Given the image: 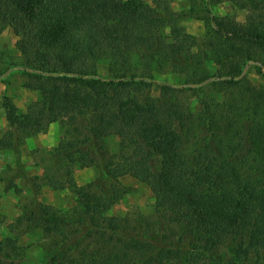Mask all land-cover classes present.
<instances>
[{
  "label": "trees",
  "instance_id": "16d2710c",
  "mask_svg": "<svg viewBox=\"0 0 264 264\" xmlns=\"http://www.w3.org/2000/svg\"><path fill=\"white\" fill-rule=\"evenodd\" d=\"M173 1L0 0V35L13 29L22 58L7 56L0 81L17 67L38 94L25 111L4 97L14 143L1 144L18 153L60 122L48 151L59 165L29 180L35 194L42 179L78 196L71 210L34 201L18 218L51 239L49 264H264V82L248 76L264 79V0H230L245 23L216 14L225 0L181 11ZM189 18L204 22L202 35L187 31ZM166 74L176 80L157 79ZM84 168L96 175L78 184ZM127 174L154 191V217L109 213ZM23 249L0 241V264Z\"/></svg>",
  "mask_w": 264,
  "mask_h": 264
},
{
  "label": "rangeland",
  "instance_id": "374dc122",
  "mask_svg": "<svg viewBox=\"0 0 264 264\" xmlns=\"http://www.w3.org/2000/svg\"><path fill=\"white\" fill-rule=\"evenodd\" d=\"M215 12L219 15L217 11ZM17 39L18 37L10 26H7L0 35V53L3 54H0V66H7L6 64L10 63L6 59L7 56L14 63L21 64V54L16 47ZM99 73L103 76L108 74V67L105 62L99 64ZM248 76L257 83L264 82V79L257 75L253 69L248 72ZM157 79L176 80L174 75L168 74L159 75ZM24 81L25 76L17 67L13 68L0 81V109L3 107L5 96L11 97L17 106L20 104L19 107L23 111L26 110L27 105L32 100L37 98L38 94L36 91L23 87ZM151 93L153 96H159L160 85H154ZM191 105L194 111H200L203 107L198 97L191 98ZM4 114L5 112H0V119ZM56 127V129L59 128L61 131L60 122L56 123ZM49 150L51 149L38 147L31 150V155L27 154L26 157L23 153L11 151L10 155L7 156L6 163L0 162V241L7 237H17L18 245L24 248L21 256L10 258L2 254L1 261L4 264H11L13 261L18 264L50 263L43 245L46 246L51 239L44 234L42 229L37 228L34 223L24 222L18 224V218L29 213L26 209H30L34 201H40L62 211L71 210L77 205L78 196L72 189L54 190L51 186L44 184L42 179L36 180L41 187L40 193L37 195L33 192L34 189L29 179L36 176L43 178L47 167L54 164L59 165L54 158H51L48 153ZM157 159L160 166L161 157ZM73 173L78 184H85L96 175V171L93 168L76 169ZM10 181L22 188L23 192L16 193L13 188L7 189L5 186ZM120 181L128 187V192L112 206L109 213L115 216H128L131 219L139 215L154 217L156 195L152 188L130 174L121 177ZM30 228L31 230H29ZM19 252L21 253V250Z\"/></svg>",
  "mask_w": 264,
  "mask_h": 264
},
{
  "label": "crops",
  "instance_id": "0c3cea01",
  "mask_svg": "<svg viewBox=\"0 0 264 264\" xmlns=\"http://www.w3.org/2000/svg\"><path fill=\"white\" fill-rule=\"evenodd\" d=\"M172 7L174 10H177V11L187 10L190 7V0H174L172 2ZM215 11H217V13L221 16L233 14L237 17V20L239 22H242V23L246 22L247 11L244 9H239L230 0H225L224 2L218 4L217 7L215 8ZM183 23L186 26L187 31L194 35H202L205 32V25L202 20H198L195 18H189L185 20ZM1 111L5 112L4 107L0 109V112ZM56 123L57 122L51 123L49 125L47 132L45 133L27 137L25 141L19 145L18 153L20 154L23 153V155H25L26 157L27 154L31 155V150L38 148V147L49 148V149L56 148L60 144L61 138H62V132L60 131L59 128L56 129L57 128ZM7 141L14 143V139L13 137H11V134H10L9 122L6 118V112H5V114L1 116V119H0V162H3V164L7 162L6 160L8 159L7 156L10 155L11 151H14V152L16 151L14 148H7L5 147L4 144H1ZM80 170H83V169H80Z\"/></svg>",
  "mask_w": 264,
  "mask_h": 264
}]
</instances>
